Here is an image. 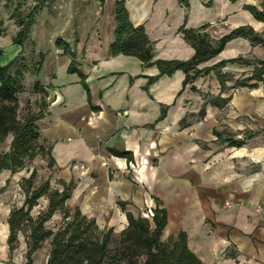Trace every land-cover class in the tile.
Here are the masks:
<instances>
[{"label":"crops","instance_id":"0c3cea01","mask_svg":"<svg viewBox=\"0 0 264 264\" xmlns=\"http://www.w3.org/2000/svg\"><path fill=\"white\" fill-rule=\"evenodd\" d=\"M67 1L63 41L74 47L77 69L88 90L76 73L67 70L54 71L43 80L42 85L50 88H46L47 113L39 123L40 142L49 149L53 165L48 168L39 159L38 168L28 164L14 174L0 172V261L15 260L17 252V259L24 261L26 233L18 234L23 246L18 243L10 256L7 219L14 207L23 206L20 182L35 170L37 183L50 179L57 189L72 183L66 208L94 220L99 230L112 229L114 238L127 228L128 213L150 218L158 207L167 214L161 239L185 233L188 249L203 264H264L262 84L231 89L235 80L250 76L254 67L227 63L221 72L231 81L222 93L213 71L183 87L182 71L160 76L156 65L144 67L137 58L110 55L117 0L107 13L105 4L96 2L98 18L80 36L75 28L68 32L79 0ZM122 1L132 25L144 27L154 61L192 58L194 50L178 34L184 23L187 29L209 25L214 39L239 26L264 33V23L243 9L260 0H196L202 15L190 21L178 0ZM208 3L215 8L206 9ZM227 50L233 57L223 59ZM239 57L264 61V48L235 39L198 68ZM219 95L230 98L226 106L206 103ZM250 114L259 119L250 123L246 118ZM225 130L235 139L252 137L240 148L228 147L214 135ZM12 139L8 135L0 142V155L9 151ZM113 150L129 152L132 159L117 157ZM130 162L135 169L127 173ZM47 204V198H42L33 214L44 211ZM61 219L56 212L48 228L55 230ZM46 244L45 261L50 249Z\"/></svg>","mask_w":264,"mask_h":264},{"label":"trees","instance_id":"16d2710c","mask_svg":"<svg viewBox=\"0 0 264 264\" xmlns=\"http://www.w3.org/2000/svg\"><path fill=\"white\" fill-rule=\"evenodd\" d=\"M6 7H10L16 0H3ZM25 1V0H23ZM55 0H35L37 3L24 16L15 8L11 17L18 28L12 38V45L22 51L24 42L29 38L32 24L37 12L43 5ZM101 6L105 0H93ZM235 3L237 0H228ZM211 3L206 4L210 6ZM254 20L264 23V0L257 5H245L243 7ZM115 29L113 42L109 51L112 57L123 55L137 58L144 67L156 65L159 75H171L175 71H182L185 75L183 87L192 83L196 78L215 72L219 81L221 93L226 89V82L231 77L221 72L227 63H238L253 66L252 74L234 81L231 89L255 88L258 84H264V61L254 59L246 60L242 57L220 61L211 67L199 69V65L216 58L225 48L227 43L235 39H245L252 46L264 48V36L255 32L249 26H239L230 30L219 39L212 38L209 33V25H203L196 29H187L185 23L178 29V34L194 50V55L187 61L156 60L153 57L152 43L149 41L143 26H133L129 20L125 2L117 0L114 5ZM1 33V32H0ZM57 49L71 60L67 68L69 74H77L81 84L87 91L84 75L77 69L75 54L61 38L55 41ZM2 51L0 49V142L8 135L13 139L7 153L0 155V172L8 170L12 174L23 170L27 165L39 158L45 160L47 167L51 168L53 160L50 151L40 142V121L45 117L48 109V93L39 80L32 83L34 95L39 96L32 104H27L19 110V95L23 93L25 75L29 73L26 65L20 62L19 56H15L7 64L1 63ZM40 61L35 66L33 75L41 70L44 53L39 52ZM196 91L195 88H192ZM230 98H222L220 95L206 101L211 106L222 108L226 106ZM204 113L203 109L201 110ZM218 140L228 147L240 148L245 141L252 137L235 139L230 134L215 132ZM117 157L132 159L129 152L112 151ZM20 188L25 194L22 207H14L7 219L10 256L18 248V234L26 233V262L33 264L32 255L49 242L50 249L46 264H203L187 246L185 233L171 236L167 240L161 239L162 231L167 224V214L164 209L156 207L153 215L147 217H134L126 215L128 226L114 238L112 229L99 230L95 221L83 216L77 209L71 212L66 208V201L70 198L73 184H62V189L54 188L50 179L37 183V172L33 170L28 178L22 179ZM42 198H47L48 204L44 211L34 215L33 211ZM123 206V204H121ZM56 212L62 215L60 225L50 229L47 223Z\"/></svg>","mask_w":264,"mask_h":264},{"label":"rangeland","instance_id":"374dc122","mask_svg":"<svg viewBox=\"0 0 264 264\" xmlns=\"http://www.w3.org/2000/svg\"><path fill=\"white\" fill-rule=\"evenodd\" d=\"M76 3L77 6L75 9H78V11L74 12L73 17L70 18L71 28L68 32L75 28L77 29V35L80 36L81 34L87 33V31L89 32L91 25H94L91 23V20L98 18L95 13L99 4L93 0H79V2L77 1ZM178 3L180 8L185 12V18L187 21H190L191 17L202 15V11L198 7L196 0H178ZM104 4V12L107 13L113 5V0H106ZM36 5L37 3L35 0H16L10 7H6L5 2L0 0V49L3 54L1 57V63L5 65L9 62V59H12L17 55L19 56L20 62L26 65L29 69V73L25 75L26 79L24 82L23 93L19 95V110H21L26 103L32 104L35 100L37 102L40 101V97L34 95L32 91V83L34 80H39L41 84H44L43 80L50 77L54 71L58 74L67 70L71 60L68 56L63 54L62 50L57 49L55 46L56 39L61 38L64 40V36L66 35L62 27L68 19L66 15V7L68 5L67 0H55L49 4L43 5L42 9L37 12L35 21L30 29L29 38L24 42L22 51L20 52V48L12 45V38L18 31V28L14 24V19L11 17L12 11L17 8L18 11L25 16L29 10ZM205 8L211 10L214 9L215 6L210 5L205 6ZM262 35L264 36V33H262ZM69 49L72 51L74 50V47L69 46ZM39 52L44 53L41 70L37 75H33L32 73L35 66L40 61ZM231 57L233 56L232 53H230V50L225 51L223 54V59ZM65 59L68 60L66 64L63 63V60ZM242 78L244 77L238 79ZM262 100H264V84H262ZM246 118H248L247 120L250 123H255L259 119L254 114H250ZM260 119L263 123V135L264 117ZM1 146L5 148L6 143H3ZM39 161V158H37L36 164L28 165V168H38L40 166ZM73 211L74 210H71V212ZM18 243L23 246L22 241H19ZM48 248V244L45 243L41 249L33 253V264H46L45 260ZM18 253L19 252L14 255L15 260H11V262H8V260L0 261V264H24L26 262L25 255L23 256L24 261H20L17 259V256L19 255Z\"/></svg>","mask_w":264,"mask_h":264},{"label":"built area","instance_id":"2783aa9c","mask_svg":"<svg viewBox=\"0 0 264 264\" xmlns=\"http://www.w3.org/2000/svg\"><path fill=\"white\" fill-rule=\"evenodd\" d=\"M35 164H36V159L29 163V165H35ZM134 169H135V166L130 162L128 169H126L127 173H130L131 170H134ZM226 205H227V203H226ZM149 215H151V213H149Z\"/></svg>","mask_w":264,"mask_h":264}]
</instances>
